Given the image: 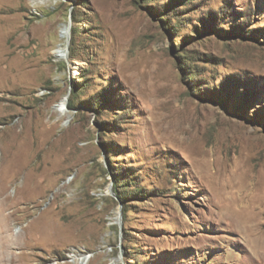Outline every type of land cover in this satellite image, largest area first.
Returning a JSON list of instances; mask_svg holds the SVG:
<instances>
[{"label": "rangeland", "instance_id": "rangeland-1", "mask_svg": "<svg viewBox=\"0 0 264 264\" xmlns=\"http://www.w3.org/2000/svg\"><path fill=\"white\" fill-rule=\"evenodd\" d=\"M0 264H264V0H0Z\"/></svg>", "mask_w": 264, "mask_h": 264}, {"label": "bare ground", "instance_id": "bare-ground-1", "mask_svg": "<svg viewBox=\"0 0 264 264\" xmlns=\"http://www.w3.org/2000/svg\"><path fill=\"white\" fill-rule=\"evenodd\" d=\"M68 35H69V28L65 26L61 29L60 37L62 40H67V38L69 37ZM56 55L59 59L67 58V52L65 51V48H63L62 45H60L59 48L57 49ZM66 98L68 97L65 96L59 103L58 105L59 110H63V108L65 107ZM113 220H118V212L115 213V218Z\"/></svg>", "mask_w": 264, "mask_h": 264}, {"label": "trees", "instance_id": "trees-1", "mask_svg": "<svg viewBox=\"0 0 264 264\" xmlns=\"http://www.w3.org/2000/svg\"><path fill=\"white\" fill-rule=\"evenodd\" d=\"M72 46H73V43H71L70 49H72ZM71 53H72V51L70 52V56H71ZM68 106H69L70 108H74V106H73V104H72V99H71V98L69 99ZM116 194H117V193H116ZM118 197L120 198L119 195H118ZM120 200H121V198H120ZM121 202H122V200H121ZM123 211H125V210H123Z\"/></svg>", "mask_w": 264, "mask_h": 264}, {"label": "water", "instance_id": "water-1", "mask_svg": "<svg viewBox=\"0 0 264 264\" xmlns=\"http://www.w3.org/2000/svg\"><path fill=\"white\" fill-rule=\"evenodd\" d=\"M69 32H70V27H69ZM66 42H67V45H66V47H65V51L68 53V43H69V37L67 38ZM67 104H68V98H66V103H65V106H67Z\"/></svg>", "mask_w": 264, "mask_h": 264}]
</instances>
